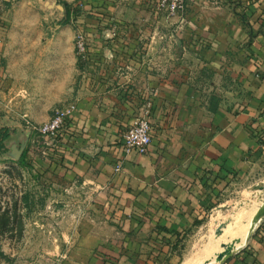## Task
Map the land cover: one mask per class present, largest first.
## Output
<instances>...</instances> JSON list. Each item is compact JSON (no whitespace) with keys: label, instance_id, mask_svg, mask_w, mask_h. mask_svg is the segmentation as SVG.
<instances>
[{"label":"crops","instance_id":"obj_1","mask_svg":"<svg viewBox=\"0 0 264 264\" xmlns=\"http://www.w3.org/2000/svg\"><path fill=\"white\" fill-rule=\"evenodd\" d=\"M68 104L44 161L93 197L58 264H172L184 234L264 160V0H187L172 18L155 0H0V128L14 130L1 153L29 151L30 124ZM145 110L148 152L124 154L122 133ZM221 264H264V219Z\"/></svg>","mask_w":264,"mask_h":264},{"label":"rangeland","instance_id":"obj_2","mask_svg":"<svg viewBox=\"0 0 264 264\" xmlns=\"http://www.w3.org/2000/svg\"><path fill=\"white\" fill-rule=\"evenodd\" d=\"M68 12L75 34V10L69 8ZM13 131L10 129L9 134ZM31 132L34 137L24 160L0 150V264H58L61 251L65 252L78 240L77 221L90 211L93 193L83 188L85 183L79 178L67 179L58 164L53 166L44 161L51 156L40 154L42 148L36 145V141L41 144L40 139ZM262 187L264 160L229 184L184 234L172 264H181L186 256L197 253L206 238L229 224L244 205L258 199L259 206L264 200L263 196L259 202ZM263 219L264 214L258 218L247 242Z\"/></svg>","mask_w":264,"mask_h":264},{"label":"built area","instance_id":"obj_3","mask_svg":"<svg viewBox=\"0 0 264 264\" xmlns=\"http://www.w3.org/2000/svg\"><path fill=\"white\" fill-rule=\"evenodd\" d=\"M156 10L163 12L167 17H182L186 11L187 0H155ZM87 39L80 28H77L74 34L75 55L79 59L86 56ZM73 110V105L68 104L54 111L52 116L39 125L30 124L31 130L36 133L41 144L36 141L37 148L41 149L40 154L43 157H49L53 148L60 142L61 131L65 126V119ZM145 114L136 118L122 133V150L124 154L132 151L139 154L148 152L151 143V127ZM119 168V165L116 169Z\"/></svg>","mask_w":264,"mask_h":264},{"label":"bare ground","instance_id":"obj_4","mask_svg":"<svg viewBox=\"0 0 264 264\" xmlns=\"http://www.w3.org/2000/svg\"><path fill=\"white\" fill-rule=\"evenodd\" d=\"M260 190L262 194L259 202L264 196V187ZM257 201L258 199L244 205L245 207L234 214L229 224L224 225L220 231L210 234L198 252L186 256L181 264H215L241 249L258 218L264 214V200L259 206L256 205Z\"/></svg>","mask_w":264,"mask_h":264},{"label":"trees","instance_id":"obj_5","mask_svg":"<svg viewBox=\"0 0 264 264\" xmlns=\"http://www.w3.org/2000/svg\"><path fill=\"white\" fill-rule=\"evenodd\" d=\"M69 11V8H68ZM68 13V12H67ZM9 130L8 128H0V149L3 147V141L9 136ZM28 154V149L24 150L21 155L19 156V159L24 160L27 158Z\"/></svg>","mask_w":264,"mask_h":264}]
</instances>
